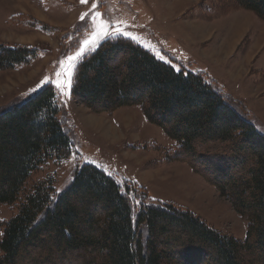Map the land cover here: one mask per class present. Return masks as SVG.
<instances>
[{"label": "trees", "instance_id": "1", "mask_svg": "<svg viewBox=\"0 0 264 264\" xmlns=\"http://www.w3.org/2000/svg\"><path fill=\"white\" fill-rule=\"evenodd\" d=\"M230 3L264 21V0ZM33 56L30 47L0 44V71ZM70 94L95 113L138 106L176 143L174 159L245 219V237L221 233L173 203H153L143 189L87 163L54 198L48 181L29 186L46 161L72 149L55 88L46 84L0 108V205L19 204L1 224L0 264H264V131L242 101L203 72L123 37L83 59Z\"/></svg>", "mask_w": 264, "mask_h": 264}, {"label": "rangeland", "instance_id": "2", "mask_svg": "<svg viewBox=\"0 0 264 264\" xmlns=\"http://www.w3.org/2000/svg\"><path fill=\"white\" fill-rule=\"evenodd\" d=\"M182 1L188 5L183 19L202 16L207 25L217 28L229 20L228 16L207 19L215 15L213 10L218 0H87L85 4L80 0H0V44L34 49V56L27 63L0 71V108L21 102L39 91L49 84L37 88L45 77L50 81L63 80L62 76H56L61 71L59 61L78 50L90 35L93 3L100 5L97 10L102 14L97 23L104 19L114 26L112 31L119 27L130 32L138 38L134 42L161 59L162 45L157 29L166 28L165 21ZM228 6L230 10L233 8L231 3ZM84 13H89L86 23L80 20ZM259 61V70L244 80L246 85L249 83V91L255 89L254 97L246 92L244 82L235 83L246 92L241 101L246 104L257 129L263 132L264 50ZM34 88L37 90L31 91ZM70 89L64 97L55 88L62 120L72 135L71 153L63 160L46 161L32 175L29 186L48 181L54 198L72 180L75 168L87 163L112 176L119 185L128 182L143 189L153 203L169 202L189 209L219 232L232 234L240 241L244 239L245 219L236 214L213 185L195 174L186 163L174 159L176 143L159 127L150 124L138 106L120 108L113 113H95L77 102ZM18 207L17 203L0 205V239L1 224L15 215Z\"/></svg>", "mask_w": 264, "mask_h": 264}, {"label": "crops", "instance_id": "3", "mask_svg": "<svg viewBox=\"0 0 264 264\" xmlns=\"http://www.w3.org/2000/svg\"><path fill=\"white\" fill-rule=\"evenodd\" d=\"M221 2L227 0H218L213 10L215 15L207 18L228 16V22L218 28L207 25L202 16L183 19V11L188 5L180 2L165 21L166 28L157 29L162 60L175 66L182 65L193 73L203 72L217 81L227 94L241 101L246 92L254 97L255 89L249 91V83L246 85L244 80L259 70L260 54L264 50V24L251 11L234 6L230 10ZM236 81L244 82L247 91H242Z\"/></svg>", "mask_w": 264, "mask_h": 264}, {"label": "snow or ice", "instance_id": "4", "mask_svg": "<svg viewBox=\"0 0 264 264\" xmlns=\"http://www.w3.org/2000/svg\"><path fill=\"white\" fill-rule=\"evenodd\" d=\"M82 4L87 3V0H80ZM100 5L97 3L92 4V23L93 29L90 35L85 38L79 45L78 50L74 53L66 56L65 59L59 61V66L61 71L56 73L57 77H63V80L50 81L48 77L44 78L37 88L42 87L44 83L54 84L57 92L61 96L67 97L69 95V89L72 86L73 80L78 72V65L86 58L90 53L95 52V50L101 45L102 42L106 40H117V38H128L130 40H137L138 38L131 35L130 32L122 31L121 28L115 27V30L111 29L114 27L109 22L104 19H100L97 23V19L101 18L102 14L97 10ZM89 13H84L80 16L81 21H86V17ZM147 46V45H146ZM163 59V57H161ZM37 89H32L31 91H36ZM139 203V201H137Z\"/></svg>", "mask_w": 264, "mask_h": 264}, {"label": "bare ground", "instance_id": "5", "mask_svg": "<svg viewBox=\"0 0 264 264\" xmlns=\"http://www.w3.org/2000/svg\"><path fill=\"white\" fill-rule=\"evenodd\" d=\"M97 125V124H96ZM98 126V125H97Z\"/></svg>", "mask_w": 264, "mask_h": 264}]
</instances>
